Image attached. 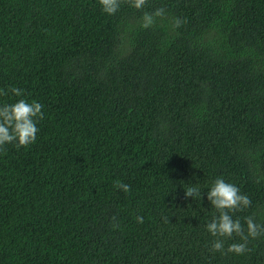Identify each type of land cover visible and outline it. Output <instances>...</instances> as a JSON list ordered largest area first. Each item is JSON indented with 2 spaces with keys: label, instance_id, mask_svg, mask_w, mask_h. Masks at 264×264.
<instances>
[{
  "label": "trees",
  "instance_id": "16d2710c",
  "mask_svg": "<svg viewBox=\"0 0 264 264\" xmlns=\"http://www.w3.org/2000/svg\"><path fill=\"white\" fill-rule=\"evenodd\" d=\"M10 86L44 118L0 152V264H264V235L222 254L206 230L219 177L264 224V0H0Z\"/></svg>",
  "mask_w": 264,
  "mask_h": 264
},
{
  "label": "clouds",
  "instance_id": "9594fccd",
  "mask_svg": "<svg viewBox=\"0 0 264 264\" xmlns=\"http://www.w3.org/2000/svg\"><path fill=\"white\" fill-rule=\"evenodd\" d=\"M135 9H142L147 0H126ZM102 11L114 15L121 7V0H99ZM165 8L161 7L154 12H144L141 18V27L149 28L156 23L157 18L165 17ZM186 19L174 18L173 28H179L186 23ZM11 92L15 97H23L24 90L10 86L8 90L0 89V95L7 96ZM43 105L35 100L29 102L20 98L13 103L0 104V152L6 153L5 145L13 144L15 147H27L34 143L39 128L38 122L44 118ZM115 187L125 193L131 191L130 185L122 181H116ZM193 197L202 198L198 186L185 188V199ZM207 200L215 210L213 217L206 223V230L216 239L212 241L210 251L222 254L235 253L242 255L247 251L249 238L257 239L264 235V224H257L253 216L233 218L236 212H243L252 204L251 199L242 194L235 184L226 182L222 177L215 179L207 191ZM137 221L143 223V217H136ZM167 217L165 220L167 221ZM239 237L241 242H234L225 249V239Z\"/></svg>",
  "mask_w": 264,
  "mask_h": 264
}]
</instances>
